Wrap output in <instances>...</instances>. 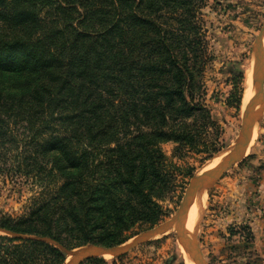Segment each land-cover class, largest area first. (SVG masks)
I'll list each match as a JSON object with an SVG mask.
<instances>
[{"label": "trees", "instance_id": "trees-1", "mask_svg": "<svg viewBox=\"0 0 264 264\" xmlns=\"http://www.w3.org/2000/svg\"><path fill=\"white\" fill-rule=\"evenodd\" d=\"M209 1L0 0V176L33 193L0 215V264L123 244L167 214L182 170L162 145L177 159L223 148L203 84ZM240 97L235 86L228 104Z\"/></svg>", "mask_w": 264, "mask_h": 264}, {"label": "rangeland", "instance_id": "rangeland-1", "mask_svg": "<svg viewBox=\"0 0 264 264\" xmlns=\"http://www.w3.org/2000/svg\"><path fill=\"white\" fill-rule=\"evenodd\" d=\"M200 17L212 57L203 74L205 104L212 120L219 126L218 145L223 148L207 160L190 152L177 159L172 155L173 144L162 145L168 162L182 171L179 169L176 171L175 190L161 203L167 214L157 224L176 212L190 183L202 175L203 169L216 164L222 150L232 143L244 122L240 103L245 70L249 67L252 42L264 20V0H220L217 3L210 0L201 10ZM238 75H241L242 79L235 85V77ZM235 86L241 89L238 109L228 104ZM251 164L255 165L254 169ZM263 169L264 115L246 153L233 163L211 192L203 197L199 206L197 239L209 264H264V220H261L264 219L262 212L264 200L256 199L255 195L254 200L243 197L244 201L239 204L237 198L239 194L249 190L246 187L248 180L256 181L255 173ZM186 171L192 172L190 178L183 175ZM30 190L31 185L23 180L3 179L0 176V215L12 217L21 215L28 198L33 195ZM244 210H247L248 215L244 214ZM197 214L198 212L196 216ZM148 228L150 227H136L123 244L132 242ZM243 228L248 229L250 235H247ZM185 250V244L177 231H172L157 236L120 258L101 256L98 258H102L104 263L92 264H165L172 256L174 257L172 264L184 262L187 264L189 262L187 256L191 255ZM70 261V258L65 256L64 264H69Z\"/></svg>", "mask_w": 264, "mask_h": 264}, {"label": "water", "instance_id": "water-1", "mask_svg": "<svg viewBox=\"0 0 264 264\" xmlns=\"http://www.w3.org/2000/svg\"><path fill=\"white\" fill-rule=\"evenodd\" d=\"M263 39L264 20L258 34L254 37L249 53V67L251 69V78L256 98L250 111L248 112V115L246 116V118H244V122L240 127L235 139L232 141V143H230L222 150L221 154L218 157V161L207 172L202 181L192 190V192L188 196H186L185 194L176 212L163 222L148 228L140 235H138L132 242L127 244L110 247L87 244L81 247L78 251H68L55 244V247L59 248L66 257L71 259L69 264H82L89 259L98 258L101 256L120 258L136 247L154 240L163 231L170 228L171 226L183 224L192 206H194V208L196 209V213L198 212L194 221L193 228L190 231L187 240L182 237L180 238L183 243L185 242V244L189 248L190 255L195 264H209L202 254L197 239L198 215L200 210L199 206L203 197L211 192L218 181L225 176L233 163L236 162L235 159L237 158V156L244 150L255 130L259 129L261 125L264 115V67L260 61L259 48ZM201 176L202 175L198 177ZM14 236L17 238H22L18 235ZM178 236H182V234L178 233ZM38 240L49 244H54L47 238H40ZM173 261L174 257L172 256L168 258V260H166L165 264H172Z\"/></svg>", "mask_w": 264, "mask_h": 264}, {"label": "bare ground", "instance_id": "bare-ground-1", "mask_svg": "<svg viewBox=\"0 0 264 264\" xmlns=\"http://www.w3.org/2000/svg\"><path fill=\"white\" fill-rule=\"evenodd\" d=\"M259 51H260V61H261V64L263 65V67H264V39L262 40V42L260 44ZM255 98H256V94H255V90H254L253 83H252L251 69H250V67H248L247 70H245V83H244V89H243V93H242V97H241V103H240V111H241V116L243 118H246V116L248 115V112L250 111V109H251V107H252V105H253V103L255 101ZM248 145H249V143L246 145L244 150L237 156L235 161L236 160H240L242 158V156L246 153V150L248 149ZM210 166H208L205 169H203L201 177H198V178L194 179L190 183L189 189H188V191L186 193V196H188L192 192V190L202 181L203 177L207 174L209 168H212L214 165H212V167H210ZM200 204H201V202H200ZM195 218H196V209L194 208V206H192L190 211H189V213H188V216H187V218H186V220H185V222L183 224H181V225H173L170 228H168L165 231H163L160 235L166 234V233L172 232V231H178V233L182 234V236H180V237H182V238H184L186 240L188 238V236H189L190 231L193 228ZM180 244L181 243H179V245ZM184 244H185V242H184ZM185 247H186L185 251L188 252V254H190L189 248L187 247L186 244H185ZM190 257H189V255L187 256V258L189 259L188 263L189 264H195V263H193V261H192V259ZM184 263H186V262H184Z\"/></svg>", "mask_w": 264, "mask_h": 264}, {"label": "crops", "instance_id": "crops-1", "mask_svg": "<svg viewBox=\"0 0 264 264\" xmlns=\"http://www.w3.org/2000/svg\"><path fill=\"white\" fill-rule=\"evenodd\" d=\"M251 167L254 169L255 165L251 164ZM255 176L257 177L256 181H252L251 179L248 180V184L246 187L249 190L244 191V192L242 190L243 194H239V196L237 197L239 204L244 201L243 197L254 200L253 196L255 195H256V199H259L260 201L264 200V169L263 171H260L259 173H255ZM243 212L244 214L248 215L247 210H244ZM262 212H264V210ZM254 214L256 215L257 213L254 212ZM263 217H264V214H263ZM261 220H264V219L262 218Z\"/></svg>", "mask_w": 264, "mask_h": 264}]
</instances>
